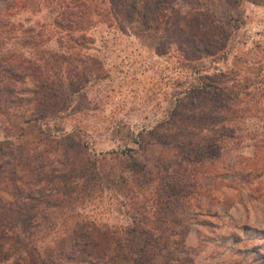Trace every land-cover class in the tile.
Listing matches in <instances>:
<instances>
[{
  "label": "rangeland",
  "instance_id": "1",
  "mask_svg": "<svg viewBox=\"0 0 264 264\" xmlns=\"http://www.w3.org/2000/svg\"><path fill=\"white\" fill-rule=\"evenodd\" d=\"M56 1L28 0L17 18L21 23L19 36L22 29L33 28L38 33L44 30L43 25L51 26L52 19L59 13ZM163 6L168 13L176 9L180 13L205 11L209 14L231 34L218 44V47H225L215 55L225 53L226 58L213 57L215 61H212L205 54L195 56L189 53L191 48L183 38L139 32L128 22L118 19L111 9L99 6L100 14L91 22L82 21L75 32L85 44L81 47V60L75 71H79L75 77H79L80 88L76 84L78 91L71 92L67 98L62 94L56 99L57 105L65 103L62 108L49 110L39 119L22 122L19 117L13 119L5 114V90L0 89V201L13 202L14 184L21 187L33 178L35 173L25 164L29 162L31 166L36 157L41 156L44 171L60 173L85 167L89 153L100 157L103 153L105 157L99 166L104 172L93 192L94 200H84L72 208L62 207L60 219L52 225L48 220L42 231L48 240L52 230L56 229L55 234H63L80 222L91 233L97 250H103L107 242L101 235L102 228H116L124 238L127 229L132 227L128 213L134 212L130 208L131 197L138 199L137 203H144L149 210L145 213L150 217L155 209L151 191L162 190L168 182L174 183L181 195L190 190L192 183L179 172V159L189 156L192 166L204 162L203 168L209 171H223L220 167L235 168L239 173H247L252 180L234 189L227 188L223 185L227 184L226 180L219 179L221 187L216 189V179L203 178L201 182L206 189H215L210 195H216L214 199L218 200L216 215L200 214L196 219L207 218L208 223L196 224L187 219L191 217L190 212L183 213V227L174 230L182 236L181 246L172 254L178 261L166 258L163 249L162 255L154 256L153 262L237 264L240 257L236 248L264 245V149L253 146L248 140L231 145L230 150L221 149V158L216 160L212 143L218 131L210 135L200 129L206 127V123H196L194 119L198 118L192 119L187 108L182 107L179 114L175 110L192 85L205 84L208 76H215L222 70H235L244 75L258 72L259 66L249 58L256 54L255 57L264 60V0H167ZM81 33L93 41L81 38ZM11 44L20 50L18 56L21 57V53L28 56V51H21V40L17 36L9 41ZM49 47L47 51L31 49L29 57L32 61L38 57L48 59V66L58 72V76L55 77L53 69L49 68L50 77L45 82L61 92L65 63L56 59L65 49L58 48L54 40ZM30 71L35 72L33 68ZM35 84L29 81L28 86L35 88ZM28 98L30 100H22L24 106L14 109L17 114L32 110V95ZM51 100L53 102L54 98ZM121 150L131 157L110 154ZM130 158L137 160L144 170L136 172L129 164ZM172 207L175 208L174 204ZM234 223L256 228L260 234L252 236L236 231L241 239L232 245ZM218 234L228 236L222 244L216 242ZM68 244L69 236L59 240L56 247L64 249ZM231 246L235 248L232 250ZM22 259L20 264H29L26 257ZM128 263L134 264L133 255Z\"/></svg>",
  "mask_w": 264,
  "mask_h": 264
},
{
  "label": "trees",
  "instance_id": "2",
  "mask_svg": "<svg viewBox=\"0 0 264 264\" xmlns=\"http://www.w3.org/2000/svg\"><path fill=\"white\" fill-rule=\"evenodd\" d=\"M27 1L0 0V89L5 90L3 109L6 115L13 119L19 117L22 122L39 119L49 110L62 108L65 103L57 105L56 99L62 94L67 98L71 92L78 91L77 87L80 88L79 77H75V73L79 74V71H75L78 68L77 62L81 60V47L85 44L75 32L81 27L82 21L91 22L94 16L100 14L99 6L108 8V11L111 9L118 19L128 22L139 32L183 38L191 48L189 53L195 56L205 54L212 61L226 58L225 53H222V56L215 55L224 49V45L218 47V44L231 35L230 33L215 23L205 11L180 13L172 9V12H166L163 4L167 0H57L55 5L59 13L52 19L51 26L43 25L44 30L38 33L34 32L33 28L22 29V35L19 36L21 23L17 18L27 6ZM16 36L21 40V51H28L29 54L31 49L42 48L47 51L53 40L58 48L65 49L56 59L65 63L62 65L65 81L61 92L45 82L50 77L47 70L52 68L49 67L50 63L46 57H38L32 61L29 54L22 56L21 53V57L17 55L20 50L14 48L13 44L9 45V41ZM39 36L43 37L33 39ZM81 38L93 41L84 33H81ZM255 56L257 55L254 54L249 59L259 66L256 74L244 75L235 70H222L215 76H208L205 84L192 85L176 106V114L185 107L191 113L192 119L198 118L194 119L196 123H206L207 126L200 128L201 130L210 135L214 130L218 131V137L212 143L216 160L221 158V149L230 150L231 145L236 146L248 140L253 146L264 149V60ZM182 57L185 58L183 54ZM31 68L35 70L34 73L30 71ZM51 71L55 77L58 76L54 69ZM29 81L36 83L35 88L28 86ZM41 81L44 82L38 85ZM76 84L79 85L76 87ZM29 95H32L34 102L32 110L17 114L14 109L24 106L22 100H30ZM111 153H122L131 157L122 150ZM101 155L100 157L98 154L89 153L85 167L60 173L44 171L40 155L34 158L31 166L29 162L25 164L35 173L33 178L24 182L21 187L14 184L13 202L0 201V264H20L23 262L22 257H26L29 264H129L128 259L132 255L134 264H154V256L162 255L163 249L166 258L178 261L172 254L181 246L182 236L174 230L183 227L185 218L182 214L190 212L191 217H188V220L196 224H207V218L198 220L196 216L216 215L217 212L218 200L214 199L216 195H210L215 189H206L202 179L206 176L216 179V189L221 187L219 179L226 180L227 184L223 185L234 189L252 180L247 173H239L235 168L220 167L223 171H209L203 168L204 162L192 166L188 156L179 159L178 165L182 176L192 183L190 190L181 195L174 183L168 182L169 187L167 185L160 191H151L155 209L150 217L145 213L149 210L145 208L144 203H137L138 199L131 197L130 208L134 212L128 213L133 225L127 229L124 238L116 228H102L101 235L107 244L103 250H97L89 230L83 223L76 222L71 230H66L63 234H55L56 229L52 230L48 233V240H45L46 233L42 232L44 225L48 220L52 225L53 221L60 219L62 207L68 205L72 208L84 200H94L93 192L104 172L99 162L104 159L105 154ZM129 164L136 172L144 170L135 159L130 158ZM203 198L209 200L205 201ZM169 202H172L175 208ZM142 211L144 214H141ZM148 218L151 220L147 221ZM232 231L234 232H229L233 238L232 245L241 239V234L236 231L252 236L254 233L260 234L256 228L237 226L235 223ZM67 236V248H57L56 243ZM227 237L218 234L216 242L222 244ZM202 240L200 237V243L203 244ZM263 247L264 245H253L236 248L240 257L236 263L264 264ZM231 248L233 250L235 246Z\"/></svg>",
  "mask_w": 264,
  "mask_h": 264
}]
</instances>
